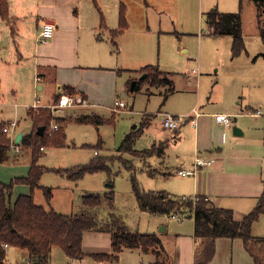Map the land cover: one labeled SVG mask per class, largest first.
Wrapping results in <instances>:
<instances>
[{"label": "rangeland", "instance_id": "1", "mask_svg": "<svg viewBox=\"0 0 264 264\" xmlns=\"http://www.w3.org/2000/svg\"><path fill=\"white\" fill-rule=\"evenodd\" d=\"M75 5L84 19L94 16L101 22V26H107V29L100 32L102 39L98 42L99 47L85 49L80 56V63L84 67L102 65L113 70L112 84L105 85L102 90H87V106L77 107L85 103L80 97L82 103L52 111L43 104L48 100L51 102L54 96L47 98L44 93L42 95L35 90L30 102L31 95L28 90L13 93L5 85L2 86L0 78V125L9 120H18L15 131L9 132L11 137L18 131H27L31 126L27 107L33 105L36 100L43 105L40 108L49 109L52 116L50 122L57 123L55 119L62 118L60 115H71L74 112L97 114L105 118L106 121L99 124L69 122L64 131L66 142L71 146H46L45 151L39 150V163L48 167L73 166L85 164L92 156L99 155L109 159L106 165L111 171L85 174L77 181L53 171H45L40 182L52 184L53 196L48 201L42 189L36 188L33 191L34 200L49 209L52 206L58 212L70 213L80 209L81 192L87 190L98 193L102 198L101 207L104 208L99 212L101 222L109 220L107 212L114 211L115 215L111 213L114 215V228L123 227L138 233L155 232L165 248V251H162L155 246L148 252L122 248L116 254L115 262L112 260V264H153L154 256L156 259L166 260V264H190L186 254L179 256L178 247L186 244L180 243L182 240L176 243L175 235L178 233L183 239L190 240L188 237L193 234L190 217L184 216L178 221L165 214L141 210L133 191L132 180H136L139 187L145 191L170 189L181 194L173 185H177L182 179L178 176L167 178L160 172L155 173L154 170L159 164L156 153L147 156L140 153L170 132L162 127V112L179 115L182 120L183 114L179 111L188 106L216 110L230 106L233 100H240L243 104V99L264 111V57L260 55L264 41L259 34L258 9L252 0H79ZM121 9H124L127 27L117 33ZM239 9L245 49L240 55L233 56L232 36L209 33L206 18L212 10L228 13L238 12ZM260 20L264 30V13L260 15ZM94 40L93 38L92 41L96 44ZM247 52L251 54L250 58L247 57ZM257 58L259 61L255 63ZM149 64L157 65L160 70L167 72L173 82L172 92H167V84H153L146 78V73L140 71ZM18 68L19 82L22 83L20 69L23 74L25 72L29 75L32 67L30 62H27L19 64ZM193 68L196 70L190 72ZM142 74L145 76L141 77ZM133 81L137 85L135 90L130 89ZM63 92L79 97L77 93L70 94L65 90ZM115 99L122 100L125 105L114 111L111 106ZM28 102L29 106L27 104L26 107L25 103ZM241 107L244 109V104L241 105L240 102L237 110L240 111ZM144 116H150L147 126L144 124ZM241 116L237 115V118L246 120L252 130L257 129L258 126L252 117ZM260 120H264V117H260ZM260 129L256 136L264 138V126ZM46 132L48 134V128ZM130 133L136 134L131 148L140 151L139 154L118 150ZM98 143H101V148L96 147ZM94 151L99 154L93 153ZM9 154L10 158L0 163V180L4 179L3 182H8L15 173L23 171L26 166L12 162L15 154L13 147ZM24 156L28 155L21 154L20 161H25ZM107 183H112L113 186L108 187ZM261 197L264 206V195ZM162 226H165L164 230ZM250 233L252 236L264 238V212L252 222ZM107 242L109 241L106 239L101 242L100 249H105ZM89 243L93 242L89 240ZM53 246L50 256L52 264H99L88 257L80 261L71 260L66 257L61 247ZM232 247L234 243L230 239L216 241V264H231ZM8 256L13 264L26 262L24 253L15 246L9 247Z\"/></svg>", "mask_w": 264, "mask_h": 264}, {"label": "crops", "instance_id": "2", "mask_svg": "<svg viewBox=\"0 0 264 264\" xmlns=\"http://www.w3.org/2000/svg\"><path fill=\"white\" fill-rule=\"evenodd\" d=\"M78 2L79 0H7V15L5 18L0 15V78L2 79V86L5 85L8 89H11L13 93L18 92V90H28L31 95L30 102L35 95V90L36 92H41L42 95L44 93L47 98L54 96L55 98L51 101L53 102L56 99L59 87L62 88L64 85H71L75 87L79 97L85 101L84 104L77 106L80 107L87 106L89 103V93L87 90H102L105 85L109 86V84H112L113 70L102 65H92L94 67H89L88 65V67H84L80 63V56L85 52V49L94 46L99 47L98 42L102 39L100 37V32L107 29V26H101V22L94 16H91L90 19H84L83 14L75 5L78 4ZM44 22L53 23L55 31L53 36L46 43L41 44L37 40V35ZM93 38L96 44L92 41ZM262 51H260V53ZM95 54L98 55L100 52H95ZM250 56L251 54L247 52V57L250 58ZM257 61H259L258 58L254 62L256 63ZM27 62H30L32 71H30L29 75L24 72V75L22 69H20L23 77L22 83H20L18 65ZM193 70L196 69L193 68L190 72H193ZM35 75L40 76L38 81L35 80ZM30 102L25 103L26 107L27 104L29 106ZM51 102L48 100L47 103L43 105H47ZM240 102L241 105L244 104V109L241 107L242 109L238 111L237 105L240 104ZM243 104L240 100H233L230 106H224L222 109L219 108L216 110H205L203 109L204 107H200L199 109L194 105L192 107L188 106L182 111H179L183 114L179 127L174 131L170 130L169 133L165 134V137L163 136L162 139H158V141L155 140L151 144L159 151H155L159 159V161L156 160L159 164L158 168L154 170L155 173L160 172L167 178L178 176L183 180H179L177 185H173L174 187L176 186L175 190L181 194L170 191V189H167L168 193L177 197L185 196L189 198L205 195L215 205L230 208L237 220H240L256 206L259 198L264 195V138L256 136L258 132L261 131V126H264V120H260V117L263 118L264 115L247 116V114L249 111L255 110H260L264 114V111L260 107L248 103L247 99H243ZM27 108V116L31 118V116L28 115L30 107ZM194 111H197L199 114L195 115ZM164 113L162 112L161 114ZM214 113L236 114L234 116L236 120L232 121L229 126H225L215 120L213 117ZM79 115L82 114L74 112L71 115L64 114L60 116L65 118ZM237 115H242L241 117H252L253 122L258 126L257 129L255 128L252 130L248 122L246 120H239ZM149 117L150 116L143 117L144 122H147L145 126L150 123ZM9 121L4 123V125H7ZM234 122H236V125L241 130V134L239 135H234L232 132V124ZM68 124L69 123H67L65 127H67ZM16 125L18 126V120ZM33 125L34 121L31 118L30 128L25 132L24 130L18 132H22L23 137L32 132ZM11 130H14V128ZM18 132L12 136L14 139ZM6 133L11 139L9 132ZM66 145L69 147L71 146L70 143ZM19 147L20 151H14L15 154L12 162L17 164L22 163L26 166L23 167V171L15 173L11 178L26 175L29 168L30 153L27 152L29 150L23 149L20 145ZM45 149L46 145L40 150L43 152ZM95 152L96 151L93 153ZM196 152L204 157L212 159V164L201 167L195 176L178 175L177 170L179 168H190L192 166L193 156ZM21 154L28 155L26 157L24 156L25 161H20ZM95 154H99V152ZM40 157L38 158V163L40 162ZM93 157L94 156L91 158ZM171 162H173V164ZM39 164L46 166L43 163ZM1 167L0 165V168ZM25 169L26 171H24ZM77 180L78 179L72 181ZM39 184L41 186L50 187L53 196L52 184H42L40 181ZM183 189L184 192L182 193ZM29 192V185L17 183L11 191L9 201L13 202L20 194H28ZM85 193L95 192L87 190L81 192V205L79 208L82 206L81 198ZM35 203L37 202L35 201ZM108 204L111 210V203L109 202ZM102 207L101 210H104ZM51 208L54 209L52 206ZM111 213L115 215L114 211L107 212L108 219H110ZM167 216H171L178 221H181L184 217V215L176 212H172ZM190 219L193 224V219ZM162 228L164 230L165 226H162ZM192 233H194V224ZM175 235L177 236L176 243L182 240L180 243L186 244L185 246L178 247L177 251L179 252V256L183 253L186 254V259L189 258L190 264H193L195 251L194 235L192 234V236L188 237L190 240L183 239L178 233ZM105 239L110 243L107 242L105 249H100V243ZM219 239H230L234 243V247H232L231 264H256L245 247H243L244 245L240 238L220 237L217 240ZM89 240L93 243H89ZM161 246L163 251H165L163 243ZM9 247L10 246H5V264H13L8 256ZM53 247L54 246H52V248ZM18 249L26 256L25 264H29L26 251L21 248ZM131 249L142 251L140 248ZM81 250L86 253L82 258L76 259L68 257L71 260L74 259L77 261L88 257L99 264H112L115 262L114 260V262H112L111 259L98 260L89 255L92 253H110L112 251L111 232L109 231H83ZM154 259L156 260L155 256ZM164 261L166 264V260ZM49 263L52 264L50 258ZM207 264H216L215 254L212 260Z\"/></svg>", "mask_w": 264, "mask_h": 264}, {"label": "trees", "instance_id": "3", "mask_svg": "<svg viewBox=\"0 0 264 264\" xmlns=\"http://www.w3.org/2000/svg\"><path fill=\"white\" fill-rule=\"evenodd\" d=\"M95 2V0H93ZM258 9L259 34L264 41V30L261 25L260 15L264 13V0H252ZM241 7V4H240ZM7 10V0H0V15L5 18ZM207 25L211 34H228L232 36L231 52L233 56H238L245 49L241 28V13L238 12L217 13L210 11L207 14ZM127 27L124 9L119 13L118 32H122ZM115 33V34H117ZM264 57V50L260 53ZM141 72L146 73V78L153 84H167L168 91L172 92V80L167 72L162 71L157 65H146ZM134 90L137 85L134 84ZM63 91L74 94L77 93L74 86L64 85ZM58 96V95H57ZM55 101L57 100V97ZM28 115L34 121L33 130L21 138L20 145L23 149L29 150L30 163L24 176L13 177L8 182L0 181V264H5V246H15L26 251L29 264H50V252L53 245H58L71 258L80 259L86 255L81 250L82 233L85 230H98L111 232L110 253L89 254L98 260H114L116 254L122 248H140L142 251H149L158 246L162 251L161 239L154 233L131 232L123 227L114 228V215L110 219L101 222L99 212L102 206V198L98 193H85L82 195V206L79 211L71 213H61L52 208L44 207L35 203L33 191L41 188L43 194L50 201L51 188L41 186L40 178L45 171H53L69 179L76 180L82 178L86 173L106 171L109 173L106 156H94L85 164H77L66 167H48L38 163L41 146L62 147L67 144L65 136V125L69 122L81 123H103L105 118L97 114H82L76 117L56 118L58 128L50 135L46 130L52 119L48 108H39L34 112L31 108ZM147 122H144L146 124ZM45 126L44 133H36L38 126ZM5 125H0V163L10 158L11 139L3 131ZM136 134H128L119 151L139 154L140 151L133 150L131 143ZM101 148V143L96 145ZM156 150L154 145L142 150V156L152 154ZM109 171V172H108ZM133 182V191L141 210H146L156 214H171L176 212L193 219L195 251L193 264L209 263L216 250V240L220 237L240 238L247 252L251 255L256 264H264V238L252 236L250 233L252 222L264 212L262 197L259 198L256 206L240 220L235 219L230 208L215 205L207 196L199 195L196 199L174 196L167 191L143 190L136 180ZM23 183L29 185L28 194H20L13 201H9V196L15 184ZM111 220V221H110ZM107 224V225H106ZM154 264H165L164 260H155Z\"/></svg>", "mask_w": 264, "mask_h": 264}, {"label": "built area", "instance_id": "4", "mask_svg": "<svg viewBox=\"0 0 264 264\" xmlns=\"http://www.w3.org/2000/svg\"><path fill=\"white\" fill-rule=\"evenodd\" d=\"M55 27L54 24L51 22H44L38 32L37 40L39 43L43 44L46 43L54 34ZM194 71V70H193ZM40 76L36 75L35 80H39ZM57 92L58 98L56 101H53L51 104H47L46 107H49L52 111H56L59 108H66V107H72L76 104L82 103L80 100V97H73L68 94H64L62 88H58ZM124 102L122 100L115 99L113 101V104L111 108L115 111L124 106ZM43 107V105L38 103V100L35 101L33 105L30 106L31 109L38 111L40 107ZM195 115H198L199 113L197 111H194ZM249 115H264L260 110L255 111H249ZM234 114L231 113H214L213 117L215 120L225 126H229L233 121ZM181 117L179 115H173L169 113H164L162 117V125L164 128L174 131L176 130L180 125ZM16 121H9L7 125H5L2 129L4 132H10L11 129L15 128ZM58 123L51 121L48 126V134L50 135L53 130L58 128ZM11 147H13L14 151H20V147L18 144H15L14 138L11 137ZM40 149H43V146L40 147ZM213 162L212 159L202 156L200 153L196 152L193 156L192 166L190 168H182L177 170L178 175L182 176H195L198 172V170L203 166L211 165ZM183 199H186L188 197L183 196ZM196 198H193V200ZM4 246H7L6 243H4Z\"/></svg>", "mask_w": 264, "mask_h": 264}, {"label": "water", "instance_id": "5", "mask_svg": "<svg viewBox=\"0 0 264 264\" xmlns=\"http://www.w3.org/2000/svg\"><path fill=\"white\" fill-rule=\"evenodd\" d=\"M143 76H145V74H142L141 77H143ZM134 84H135V81H133L132 84H131V88H130L131 90L133 89ZM235 120H236V118L234 117L233 121H235ZM44 129H45V126L40 125L36 129V133L39 134V135H42L44 133ZM232 132H233L234 135L241 134L240 128L235 123L232 124ZM21 137H22V132H18L16 134V136H15V139H14L15 144H19ZM106 185H108L109 187L113 186L112 183H107Z\"/></svg>", "mask_w": 264, "mask_h": 264}]
</instances>
